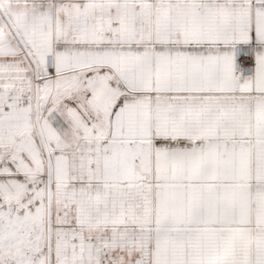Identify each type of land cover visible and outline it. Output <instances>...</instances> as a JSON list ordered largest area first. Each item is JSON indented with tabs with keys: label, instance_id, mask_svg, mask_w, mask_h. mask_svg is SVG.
<instances>
[{
	"label": "snow or ice",
	"instance_id": "obj_1",
	"mask_svg": "<svg viewBox=\"0 0 264 264\" xmlns=\"http://www.w3.org/2000/svg\"><path fill=\"white\" fill-rule=\"evenodd\" d=\"M0 264H264V0H0Z\"/></svg>",
	"mask_w": 264,
	"mask_h": 264
}]
</instances>
